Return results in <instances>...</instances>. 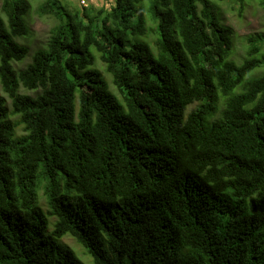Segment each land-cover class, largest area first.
Here are the masks:
<instances>
[{
    "label": "trees",
    "instance_id": "1",
    "mask_svg": "<svg viewBox=\"0 0 264 264\" xmlns=\"http://www.w3.org/2000/svg\"><path fill=\"white\" fill-rule=\"evenodd\" d=\"M32 8L0 9V264H85L66 236L93 264H264V34L239 63L215 0H43L32 54Z\"/></svg>",
    "mask_w": 264,
    "mask_h": 264
},
{
    "label": "rangeland",
    "instance_id": "2",
    "mask_svg": "<svg viewBox=\"0 0 264 264\" xmlns=\"http://www.w3.org/2000/svg\"><path fill=\"white\" fill-rule=\"evenodd\" d=\"M69 2L71 5L82 8L80 0H64ZM217 2V8L221 14V19L225 26L233 29V41H234V54L233 57L237 62H241L246 55L250 35L259 36L264 34V5L261 4V0H215ZM33 8L30 15L31 29L34 33L32 41V48L30 53L33 54L34 48L39 45H43L47 42L50 30L56 23L53 16H39L36 9L43 2V0H31ZM115 0H87L86 5L94 6L97 10L101 7L110 8ZM2 0H0L1 9ZM25 38H20L22 42ZM264 52V45L262 47ZM31 61V55L26 58V62ZM26 62L20 64V67L25 66ZM97 67L101 70L105 78L108 80L113 91L117 92L112 82V76L105 70L104 63L98 59ZM255 73H264V67L259 68ZM27 92V91H26ZM30 94L34 95L35 91H29ZM8 106L11 107V102L8 100ZM45 206L44 201H41ZM63 242L73 248L77 254L82 258L85 264H93L92 257L87 254L84 248L77 243V241L71 237L66 236Z\"/></svg>",
    "mask_w": 264,
    "mask_h": 264
},
{
    "label": "built area",
    "instance_id": "3",
    "mask_svg": "<svg viewBox=\"0 0 264 264\" xmlns=\"http://www.w3.org/2000/svg\"><path fill=\"white\" fill-rule=\"evenodd\" d=\"M83 5H86L87 0H80Z\"/></svg>",
    "mask_w": 264,
    "mask_h": 264
}]
</instances>
